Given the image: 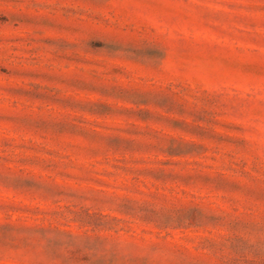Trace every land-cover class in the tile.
<instances>
[{
	"label": "rangeland",
	"instance_id": "1",
	"mask_svg": "<svg viewBox=\"0 0 264 264\" xmlns=\"http://www.w3.org/2000/svg\"><path fill=\"white\" fill-rule=\"evenodd\" d=\"M0 264H264V0H0Z\"/></svg>",
	"mask_w": 264,
	"mask_h": 264
}]
</instances>
